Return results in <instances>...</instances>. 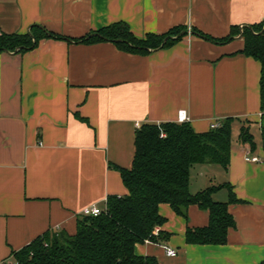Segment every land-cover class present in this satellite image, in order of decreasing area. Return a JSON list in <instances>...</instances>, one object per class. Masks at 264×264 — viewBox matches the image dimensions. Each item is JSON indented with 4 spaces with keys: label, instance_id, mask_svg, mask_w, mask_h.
<instances>
[{
    "label": "crops",
    "instance_id": "0c3cea01",
    "mask_svg": "<svg viewBox=\"0 0 264 264\" xmlns=\"http://www.w3.org/2000/svg\"><path fill=\"white\" fill-rule=\"evenodd\" d=\"M119 21L138 38L180 25L231 37L187 33L148 53L66 39ZM263 21L264 0H0L1 32L24 34L37 25L65 37L0 52V264L49 230L75 234L85 207L127 194L118 167L132 166L136 123L178 122L180 110L197 132L227 117L236 118L234 130L250 122L257 147L239 143L238 131L228 169L214 172L223 181L202 183L209 163L190 175L192 193L224 185L216 201H229L231 186L236 225L225 244H190L187 228L208 225V210L191 205L186 218L161 203L166 220L155 234L169 237L137 243L136 254L158 264L264 263V162L245 158H264L261 62L243 52L239 37L242 25Z\"/></svg>",
    "mask_w": 264,
    "mask_h": 264
},
{
    "label": "trees",
    "instance_id": "16d2710c",
    "mask_svg": "<svg viewBox=\"0 0 264 264\" xmlns=\"http://www.w3.org/2000/svg\"><path fill=\"white\" fill-rule=\"evenodd\" d=\"M245 27L243 52L261 62V91L264 100V21ZM185 25L175 26L164 34L148 33L138 38L126 22H115L82 38H66L77 42L110 41L128 52L148 53L149 49L175 43L186 36ZM193 31L204 38L225 41L231 36L216 39L195 28ZM232 32H237L235 27ZM65 38L34 25L28 33L0 34V52H19L33 49L43 37ZM236 118L227 117L217 128L197 132L190 122L168 121L160 124L144 123L135 134V152L130 168L118 167L128 189L125 195H110L104 211L97 215L81 214L77 219V231L69 234L64 230H49L22 249L13 252L18 264H158L153 257L139 256L135 245L139 242L167 239L169 233L157 227L165 223L159 212L161 203L188 217L191 205L208 210L209 223L202 227H189L185 236L190 244H225L229 230L235 227L229 205L237 201L230 185V200L216 201L213 193L224 185L209 186L201 191H190L191 169L195 164H218L227 170L230 164L233 130ZM164 134V135H163ZM238 142L257 147L255 135L248 125L241 124ZM264 148V127L261 131ZM264 264V263H262Z\"/></svg>",
    "mask_w": 264,
    "mask_h": 264
},
{
    "label": "built area",
    "instance_id": "2783aa9c",
    "mask_svg": "<svg viewBox=\"0 0 264 264\" xmlns=\"http://www.w3.org/2000/svg\"><path fill=\"white\" fill-rule=\"evenodd\" d=\"M0 34H1V30H0ZM189 120H190V117H189L187 111L186 110H180L179 116H178V122H189ZM136 126L138 129L141 127V124L136 123ZM219 126H220V122H213L211 124V128H217ZM245 158L249 162H255V163L264 162V158H262L261 156L256 155V154L247 153ZM103 211H104V207H101L98 205H91V206L85 207L82 211V214L97 216V215L101 214ZM165 250L167 252V255H169V256H176L177 255V250L172 248V247L165 246ZM1 264H18V262L13 258L12 260H9V261L4 260Z\"/></svg>",
    "mask_w": 264,
    "mask_h": 264
},
{
    "label": "rangeland",
    "instance_id": "374dc122",
    "mask_svg": "<svg viewBox=\"0 0 264 264\" xmlns=\"http://www.w3.org/2000/svg\"><path fill=\"white\" fill-rule=\"evenodd\" d=\"M237 123V122H236ZM250 122H245V121H241V124H244V125H248ZM239 126H240V123H238L237 125H236V128H235V130L233 131L234 133H233V136H237V133H238V128H239ZM253 130L255 131V133L256 134H258V131H257V128H253ZM194 166H196L195 168L196 169H194V171H193V175L195 176V175H197V169L200 167V166H202V165H200V164H196V165H194ZM205 166H207V167H205L208 171H207V173H205L206 175H205V178H203V182L202 183H205V185H209V184H218V183H220V181H223V180H221V178H220V176L219 177H216V175H214L215 173V171L216 170H218L219 172H221L222 170H223V167L221 166V165H218V164H214V165H205ZM212 168H214V169H212ZM216 168V169H215ZM202 174V173H201ZM194 180V188L198 185V183H197V181H196V178H194L193 179ZM225 192V191H224ZM222 194H220V195H218V197H220ZM220 199V198H219ZM219 201H222V200H219Z\"/></svg>",
    "mask_w": 264,
    "mask_h": 264
},
{
    "label": "water",
    "instance_id": "95a60500",
    "mask_svg": "<svg viewBox=\"0 0 264 264\" xmlns=\"http://www.w3.org/2000/svg\"><path fill=\"white\" fill-rule=\"evenodd\" d=\"M245 26H248V27H250V28H252V26L251 25H247V24H244ZM244 25H242L241 26V33H240V35H239V37H242V35H243V31H244ZM184 33H196V32H194V31H192V30H187V31H182L179 35H177V36H170L171 38H173V39H178L181 35H183ZM169 39V36L168 37H166L165 39H164V41H163V43L161 44V46L159 47V48H161V47H163L164 46V44L167 42V40ZM21 48H23V46H21V47H18L15 51H13V52H18ZM157 49V48H156ZM150 50H153V49H149V51ZM6 52H9V50H5Z\"/></svg>",
    "mask_w": 264,
    "mask_h": 264
}]
</instances>
